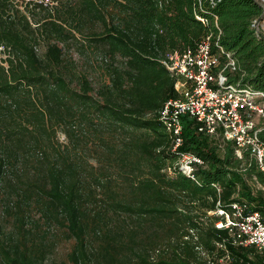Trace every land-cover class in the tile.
Returning a JSON list of instances; mask_svg holds the SVG:
<instances>
[{
  "label": "trees",
  "instance_id": "1",
  "mask_svg": "<svg viewBox=\"0 0 264 264\" xmlns=\"http://www.w3.org/2000/svg\"><path fill=\"white\" fill-rule=\"evenodd\" d=\"M263 11L258 0H0V264H264L211 213L236 202L264 216L252 154L188 115L172 149L160 117L179 96L161 61L208 35L221 65L234 60L226 83L264 92ZM184 153L203 161L193 177L176 164Z\"/></svg>",
  "mask_w": 264,
  "mask_h": 264
},
{
  "label": "built area",
  "instance_id": "2",
  "mask_svg": "<svg viewBox=\"0 0 264 264\" xmlns=\"http://www.w3.org/2000/svg\"><path fill=\"white\" fill-rule=\"evenodd\" d=\"M197 17L207 23L206 19ZM214 45L222 49L218 41H212L208 35L195 49L169 52L161 61L176 78L174 85L179 93L177 98L165 100L160 111L165 129L172 135V149L182 143L181 116L188 115L199 123L200 131L214 134L219 129L223 132L224 138L234 143L239 156L249 151L264 171V144L258 139L260 124L255 121V116L264 120V92L226 83L225 70H234L236 66L229 53H226L228 61L221 65V53L212 50ZM202 162L200 157L184 153L176 164L182 172L193 177L194 169ZM230 209L217 208L211 212L224 216L217 220L215 227L228 229L238 244L255 245L264 250V216L261 212L247 213L245 206L236 202Z\"/></svg>",
  "mask_w": 264,
  "mask_h": 264
},
{
  "label": "rangeland",
  "instance_id": "3",
  "mask_svg": "<svg viewBox=\"0 0 264 264\" xmlns=\"http://www.w3.org/2000/svg\"><path fill=\"white\" fill-rule=\"evenodd\" d=\"M254 27L257 28V31L261 30V32L264 33V17H261L260 20L254 24ZM255 121L257 122V124H261L264 120L260 116H255ZM67 249L68 245L66 244V242L61 241L56 246L54 253L51 255V259H53L54 261L64 259L68 251Z\"/></svg>",
  "mask_w": 264,
  "mask_h": 264
},
{
  "label": "water",
  "instance_id": "4",
  "mask_svg": "<svg viewBox=\"0 0 264 264\" xmlns=\"http://www.w3.org/2000/svg\"><path fill=\"white\" fill-rule=\"evenodd\" d=\"M258 1H261V3L263 4V7H264V0H258ZM261 17H264V11H263V14L261 15Z\"/></svg>",
  "mask_w": 264,
  "mask_h": 264
}]
</instances>
